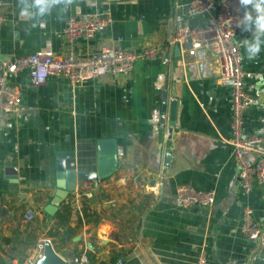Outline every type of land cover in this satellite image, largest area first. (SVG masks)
Returning <instances> with one entry per match:
<instances>
[{"label": "crops", "instance_id": "0c3cea01", "mask_svg": "<svg viewBox=\"0 0 264 264\" xmlns=\"http://www.w3.org/2000/svg\"><path fill=\"white\" fill-rule=\"evenodd\" d=\"M190 1L82 0L63 20L53 12L44 28H32L20 17L18 0H0L6 18L0 60L160 47L157 56L136 60L127 76L80 84L50 76L39 86L28 72L10 77L22 89V106L0 111V264H28L46 240L67 260L87 256L80 264H196L202 251L210 264H264V246L242 231L246 208L264 225V184L246 191L239 182L233 90L219 82V61L209 51L168 44L179 25L205 24L225 0H213V11L195 16L187 14ZM89 11L108 15L110 24L69 44L68 19ZM251 37L241 29L236 40L240 46ZM240 51L253 74L245 89L254 98L244 111L243 136L264 135V47L253 60ZM101 139L115 140L118 170L98 184L79 181L55 214L47 213L58 190V153L73 152L78 172L96 171ZM262 152L264 141L247 157L256 161ZM180 185L215 190L214 206L180 205ZM29 208L36 211L30 222L24 217Z\"/></svg>", "mask_w": 264, "mask_h": 264}, {"label": "built area", "instance_id": "2783aa9c", "mask_svg": "<svg viewBox=\"0 0 264 264\" xmlns=\"http://www.w3.org/2000/svg\"><path fill=\"white\" fill-rule=\"evenodd\" d=\"M112 2L114 0H98ZM216 8L213 0H191L187 5V14L195 16L210 13ZM239 0H225L216 15L211 16L203 25L182 24L169 39L170 46L180 45L190 51L205 49L219 61V82L230 86L233 90V120L232 144L234 154L239 164V182L246 191L255 183L264 184V152L256 161L248 159L247 155L257 150V146L264 141V135L252 133L243 136L244 111L254 102V98L245 89V79L252 77V72L244 69L240 46L236 40L238 32L237 19L243 15L238 11ZM6 21L0 15V24ZM111 18L97 12L89 11L79 16H71L65 27V38L73 44L80 38H91L101 28L109 25ZM160 53L159 46H146L141 50H128L116 46H108L92 56L78 55L69 51L64 56H51L32 53L14 55L0 60V111L16 113L22 106V89L11 83L10 77L15 74L28 72L33 86L45 83L50 76H60L69 79L72 84H80L88 80L101 78L105 75H129L136 60L139 58H153ZM162 182L155 184L160 187ZM215 190H200L192 185L177 187V200L182 206L213 207L215 204ZM25 220L30 222L36 217V211L27 209ZM243 234L251 240H257L264 246V225L256 221L250 208L245 209ZM44 244H40L42 250ZM43 256L30 258L28 264H35ZM87 256L81 259L86 262ZM80 262V263H81ZM196 264H210L206 253L202 251Z\"/></svg>", "mask_w": 264, "mask_h": 264}, {"label": "water", "instance_id": "95a60500", "mask_svg": "<svg viewBox=\"0 0 264 264\" xmlns=\"http://www.w3.org/2000/svg\"><path fill=\"white\" fill-rule=\"evenodd\" d=\"M166 101V100H165ZM176 101H171L170 106V126H174L176 117ZM167 102L164 103L162 112L165 113ZM164 122V119L162 118ZM171 132V129H170ZM98 168L92 172H78L75 155L73 152L58 153V181L55 197L52 202L45 207V211L54 215L59 205L66 199L70 193L77 189L79 181L92 180L95 184L102 179L108 178L118 170V159L116 142L113 139H101L98 142ZM11 172H15L14 169ZM81 258L75 256L72 260H67L61 256L54 248L51 240H46L44 244L43 256L35 264H80Z\"/></svg>", "mask_w": 264, "mask_h": 264}, {"label": "clouds", "instance_id": "9594fccd", "mask_svg": "<svg viewBox=\"0 0 264 264\" xmlns=\"http://www.w3.org/2000/svg\"><path fill=\"white\" fill-rule=\"evenodd\" d=\"M82 0H18L19 15L30 27L44 28L53 12L58 20L78 6ZM238 11L243 15L236 21L237 27L252 33L250 39L239 41L249 60L255 59L264 47V0H239Z\"/></svg>", "mask_w": 264, "mask_h": 264}, {"label": "trees", "instance_id": "16d2710c", "mask_svg": "<svg viewBox=\"0 0 264 264\" xmlns=\"http://www.w3.org/2000/svg\"><path fill=\"white\" fill-rule=\"evenodd\" d=\"M48 213V212H47Z\"/></svg>", "mask_w": 264, "mask_h": 264}]
</instances>
